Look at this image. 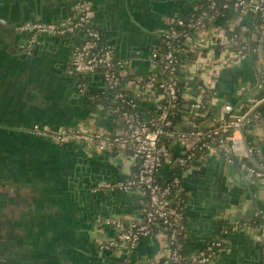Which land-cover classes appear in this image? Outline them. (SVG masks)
Returning <instances> with one entry per match:
<instances>
[{"label":"crops","instance_id":"1","mask_svg":"<svg viewBox=\"0 0 264 264\" xmlns=\"http://www.w3.org/2000/svg\"><path fill=\"white\" fill-rule=\"evenodd\" d=\"M87 1L102 40L112 46L118 60L127 62L126 71L139 78L150 70L149 53L161 41L168 21L196 12L200 0ZM74 10L73 0H0V215L6 212L0 228L11 235L9 264H158L168 244L163 231L144 236L133 246H102L113 234L101 223L102 214L128 217L138 207L136 191L95 189L103 181L129 174L126 155L89 148L80 139L84 132L108 134L121 128L94 94L102 90L103 79L98 73L79 75L71 69L72 36L42 34L27 53L22 48L26 35L21 33L15 41L4 30L13 20L58 21ZM214 23L187 43L189 61L180 77L199 71L215 94L213 106L206 101L214 114H225L227 103L233 106L228 113L233 118L252 113L246 125L255 151L249 154L244 125L230 141L238 150L233 161L214 149L182 172L184 248L188 253L204 249L227 223L219 254L208 264H264V173L248 168L264 171V115L252 110L262 99L258 95L264 89V56L260 51L262 61L249 53L236 58L229 50L213 49L210 40L218 30L230 37L232 25L250 37L254 15L229 8ZM201 48L209 54L201 57ZM203 64L205 68L199 69ZM126 87L133 88V82ZM153 93L147 88L142 103L154 104ZM184 106L187 111L189 102ZM185 115L179 127L189 125ZM210 120L203 119L201 127L209 126ZM35 124L71 133V139L37 132ZM184 146L178 141L175 149Z\"/></svg>","mask_w":264,"mask_h":264},{"label":"built area","instance_id":"2","mask_svg":"<svg viewBox=\"0 0 264 264\" xmlns=\"http://www.w3.org/2000/svg\"><path fill=\"white\" fill-rule=\"evenodd\" d=\"M207 1L211 12L198 4L197 9L201 8L198 14L193 12L187 17L176 15L161 30V41L152 45L148 56L151 68L147 75L139 78L133 76L127 80L133 82V88L130 89L134 90V96L127 97L123 90H117L112 97L108 96L107 102L99 101L105 111L115 119L120 118L117 121H120L121 128L108 134L90 131L80 136L87 147L124 153L130 163L131 169L125 178L103 181L98 189L115 188L138 193V210L132 216H102L101 223L113 230V234L105 238L102 246L105 244L107 247H114L120 243L133 246L142 237L163 231L167 235L168 244L161 259L162 264L211 263L217 258L223 243V239L214 238L204 249L191 253L185 251L183 238L187 223L185 210L179 199L181 175L166 178L167 182H164L160 175H169L162 171L169 166L178 165L183 172L199 155L204 156L214 149L221 150L230 162L233 161L237 149L234 142L230 141L234 140V131L242 130L251 121L250 112L236 118L231 117L228 113L233 106L227 103L224 106L226 113L214 114L209 126L201 127L197 123V119L207 115L209 108L206 101H209L210 107L213 106L215 94L200 74L197 75L199 71L185 79L180 77L189 61L187 43L196 34L215 25L214 21L219 14H225L226 9L234 8L240 15H254L257 20L255 29L250 37H247L244 30H237L233 25L230 37L218 30L210 36L213 49L229 50L234 57L242 58L248 54L249 42L256 41L258 44L253 50L261 51L260 54L264 56V0H225L221 6L217 5L216 0ZM74 8L73 13L61 21L32 20L19 23L17 29L26 35L22 48L31 52L39 36L45 33L72 36L75 46L71 69L79 75L98 73L104 81L102 90L105 92L117 88L121 85L123 76L129 73L125 69L127 62L118 60L112 46L102 40L101 33L94 24L90 3L87 0H77ZM223 38L226 43H222ZM202 49L201 57L207 56L209 50ZM204 68V64L199 65V69ZM149 87L153 88L152 96L155 100L150 107L156 106L158 111L143 115L139 102L142 103V97ZM183 101L189 102L187 115L189 125L193 127L190 130L174 125V118L181 110ZM34 129L63 141L71 139V133L65 131H49L50 129L39 124H35ZM163 137H168V142ZM178 141L186 146L177 152L175 145ZM248 151L252 154L254 146H250ZM248 168L253 173H264L251 165ZM222 231L227 230L223 228Z\"/></svg>","mask_w":264,"mask_h":264},{"label":"trees","instance_id":"3","mask_svg":"<svg viewBox=\"0 0 264 264\" xmlns=\"http://www.w3.org/2000/svg\"><path fill=\"white\" fill-rule=\"evenodd\" d=\"M225 0H216V2H217V5L218 6H221L222 4H223V2H224ZM198 4H200L201 5V7L202 8H204V9H207L209 12H211L212 10H211V8L210 7H208V1L207 0H200V1H198ZM201 8H198L197 10H196V12L195 13H199V10H200ZM229 11V9H226V11L225 12H228ZM184 17H187L188 15H183ZM256 23H257V20H256ZM255 23V24H256ZM250 33H248V35H249ZM249 44H250V46H249V51H248V53L251 55V56H253L254 58H258L259 57V51L256 49V50H253V48H255L256 46H257V42L256 41H251V42H249ZM132 77H133V75H131V74H127V75H124L123 76V78H122V83H121V85H119L117 88H114V89H109V90H107L106 92L105 91H103V90H100V91H97V92H94V94H95V96H96V98L101 102V103H105V102H107L109 99H108V96L109 95H111V97H112V95L117 91V90H123L124 91V93L125 94H127V97H132V96H134V90L133 89H130V88H127L125 85H126V82H127V80H129V79H132ZM264 97V89H262V91L259 93V95H258V98H263ZM139 108L141 109V114L143 113V115H145V114H148V113H151V114H153V113H156L157 111H158V108L155 106V107H148L147 105H145V104H143V103H141L140 104V102H139ZM189 110V109H188ZM188 110L186 111V109H185V106H184V101L182 102V104H181V110L179 111V113L177 114V116L174 118V125L178 128L179 126H178V124L180 123V121H181V119H182V114L184 113V112H187L188 113ZM255 113L257 112L258 114H263L264 115V101H262L261 103H259V105L256 107V111H254ZM252 114V113H251ZM214 115V110L212 111L211 109H209L208 110V112H207V115L206 116H204V117H200L199 119H197V123L198 124H201V122H203V119H205V118H207V119H210V118H212V116ZM115 117L116 118H119V116L118 115H115ZM117 120H120V118L119 119H117ZM189 127V129H186V128H188ZM182 128L183 129H186V130H190V129H192L193 127H192V125H184V126H182ZM248 126L245 124V126H244V132H245V136H246V139H247V142H248V144H249V146H252V144H253V141H252V136L248 133ZM163 140H166L167 142H168V137H163L162 138ZM197 153L199 154L200 153V150H198L197 151ZM254 155H256V154H254ZM249 161V163L250 164H252V165H254V162H252L251 160H248ZM182 168L180 167V166H178V165H173V166H169V167H167V169H164L163 171H162V173H166V175H169V176H165V177H163V176H161L160 175V177H161V181H164V182H167V180H166V178H169V179H171V178H173L175 175H182ZM136 210V212H137V210H138V207H136L135 208ZM258 221V217L256 218V220H255V222H257ZM226 224L227 223H222V227H221V235H219L217 238H219V239H223L222 238V236L223 235H225L226 234V232L227 231H225V232H223L222 231V229L224 228V229H226L227 230V226H226ZM223 244V243H222ZM158 264H162V262L160 261Z\"/></svg>","mask_w":264,"mask_h":264},{"label":"flooded vegetation","instance_id":"4","mask_svg":"<svg viewBox=\"0 0 264 264\" xmlns=\"http://www.w3.org/2000/svg\"><path fill=\"white\" fill-rule=\"evenodd\" d=\"M76 1H77V0H73V4H74V5H75ZM65 18H66V17H65ZM32 20H40V19H32ZM32 20H26V21H32ZM60 20H62V19H60ZM60 20H58V21H60ZM26 21H20V22H18V23H22V22H26ZM4 30H6V32L9 33L8 30H7L6 28H4ZM23 34H24V33H23ZM24 38H25V37H24ZM24 40H25V39H24ZM23 42H24V41H23ZM24 51L27 52V53H30V52H28V51L25 50V49H24ZM4 218L6 219V216H5ZM4 236H5V238H6L5 243L8 244V246L5 247L4 245H2V246H4L5 248H1V249H0V264H9L10 261H9L8 259H9V255H10V253H9V248H8V247H9V245H10V241H11L10 236H11V235H9V234H5V233H4Z\"/></svg>","mask_w":264,"mask_h":264},{"label":"water","instance_id":"5","mask_svg":"<svg viewBox=\"0 0 264 264\" xmlns=\"http://www.w3.org/2000/svg\"><path fill=\"white\" fill-rule=\"evenodd\" d=\"M18 24H19L18 21L13 20L12 23H9V25H11V26H9L8 28H6L8 30V32L10 33V35L14 38L15 41L18 40L17 39V36L22 35L21 34L22 31H20L19 29H17V25ZM262 101H264V98L259 103H261ZM259 103L254 107V109L259 105ZM97 190H98V188H97ZM103 215H106V214H102V216Z\"/></svg>","mask_w":264,"mask_h":264},{"label":"rangeland","instance_id":"6","mask_svg":"<svg viewBox=\"0 0 264 264\" xmlns=\"http://www.w3.org/2000/svg\"><path fill=\"white\" fill-rule=\"evenodd\" d=\"M184 117H186L187 119H188V117L185 115ZM6 216V212H4V214L3 215H0V224L3 222V221H5V217ZM4 233H5V229L4 228H0V249L1 248H5V247H7L8 246V244H6L5 243V240H6V238H5V236H4ZM2 245H4V246H2Z\"/></svg>","mask_w":264,"mask_h":264}]
</instances>
